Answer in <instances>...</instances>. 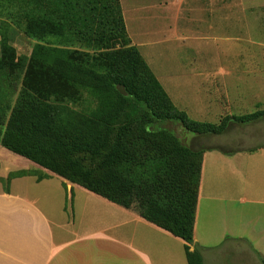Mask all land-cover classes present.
Masks as SVG:
<instances>
[{"label": "crops", "instance_id": "1", "mask_svg": "<svg viewBox=\"0 0 264 264\" xmlns=\"http://www.w3.org/2000/svg\"><path fill=\"white\" fill-rule=\"evenodd\" d=\"M120 3L132 45L190 118L219 123L264 109V41L210 44L199 34L217 28L247 34L254 9L257 33L264 35V0ZM188 50L195 56L186 66ZM235 50L240 52L233 55ZM215 51L224 58L217 60V53L210 54ZM228 123L224 133L198 135L215 142L202 149L192 244L0 145V264H188L187 245L201 252L203 264L247 253L264 264V145L223 149L229 130L251 122ZM33 169L45 175L8 180Z\"/></svg>", "mask_w": 264, "mask_h": 264}, {"label": "trees", "instance_id": "2", "mask_svg": "<svg viewBox=\"0 0 264 264\" xmlns=\"http://www.w3.org/2000/svg\"><path fill=\"white\" fill-rule=\"evenodd\" d=\"M19 23L37 42L28 61L14 52L10 64L0 59L17 73L13 94L0 99V145L192 244L204 150L162 123L221 134L231 119L253 122L264 109L219 123L190 118L132 45L120 0H19ZM59 87L87 90L96 105L63 117ZM186 256L203 264L198 249L187 245Z\"/></svg>", "mask_w": 264, "mask_h": 264}, {"label": "rangeland", "instance_id": "3", "mask_svg": "<svg viewBox=\"0 0 264 264\" xmlns=\"http://www.w3.org/2000/svg\"><path fill=\"white\" fill-rule=\"evenodd\" d=\"M255 13L254 9L249 10L248 15V28L247 34L245 31L242 34H232L228 35L223 29L217 28L214 33L211 34L206 30H201L199 34H205L206 40L205 43H219L221 45H230L235 44L236 46L240 45H255L257 41H264V35L258 34L255 26ZM234 31L232 30L231 33ZM37 42L36 38L29 35L24 31L19 23V0H0V59L6 64L11 63L12 54L15 53V62L21 63V61H28L31 57V52L34 44ZM186 43L191 44V42L186 41ZM185 43L186 46H188ZM239 50H235V53H239ZM217 53L211 52V55ZM219 53V55H218ZM216 54V59H223V52H218ZM186 66L190 65L191 55L195 56V52L191 50L185 51ZM253 55L254 52L251 51ZM234 58V57H233ZM190 60V61H189ZM189 62V63H188ZM20 71V69H19ZM16 72H13V69L9 70L6 65L0 66V99L3 101L6 98H9L13 94ZM53 83H55L53 81ZM21 86H19V89ZM58 102H55L59 110H63V117L67 116L72 120L78 119L77 114L87 113L91 108H94L96 105L94 98L91 97L90 93L87 90L82 91H73L69 89L67 92L65 89L60 88ZM17 94H15L16 99ZM63 96V97H61ZM55 96L53 95V100ZM163 124L164 128L170 129L177 137L181 140L182 143L187 145L193 150H201L203 147H207L213 144V141L210 137L204 139L200 136L187 131L179 122L177 121H165ZM226 138L229 139L230 144L222 145L225 150H249L260 145H264V117L260 120L251 122L249 125L242 127H234L226 133ZM212 146V145H211ZM35 175L43 177L45 174L41 170H31ZM180 173H183V168L180 166ZM38 177V178H39ZM132 209H136L135 206ZM137 210V209H136ZM257 257H254L251 253L242 255L240 258H233L230 254L225 255L224 258L218 259L220 262L215 264H256ZM264 263V259H262ZM259 264V263H258Z\"/></svg>", "mask_w": 264, "mask_h": 264}]
</instances>
